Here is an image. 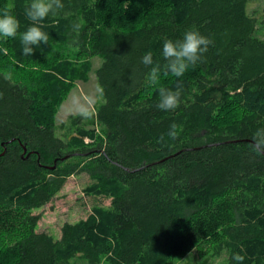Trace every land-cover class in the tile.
Listing matches in <instances>:
<instances>
[{"label":"trees","instance_id":"1","mask_svg":"<svg viewBox=\"0 0 264 264\" xmlns=\"http://www.w3.org/2000/svg\"><path fill=\"white\" fill-rule=\"evenodd\" d=\"M248 1L62 0L40 22L48 44L30 56L19 34L0 39V264H65L78 253L89 264H174L193 249L264 264V155L252 149L264 128V39ZM30 2L0 0L19 32L31 23ZM192 29L212 44L177 89V78L162 74V45ZM147 52L161 66L160 84L180 93L175 110L156 106L141 62ZM94 56L102 58V134L75 116L74 134L59 137L56 112L75 81L87 80ZM80 170L93 181L85 193L110 205L65 222L59 239L37 231L32 210Z\"/></svg>","mask_w":264,"mask_h":264},{"label":"rangeland","instance_id":"2","mask_svg":"<svg viewBox=\"0 0 264 264\" xmlns=\"http://www.w3.org/2000/svg\"><path fill=\"white\" fill-rule=\"evenodd\" d=\"M263 8L264 0H249L246 4L247 13L257 19L255 35L264 39ZM101 62L102 58L99 56L91 58V68L88 71L87 80H76L67 98L59 106L54 119V133L57 136L66 139L74 134L75 124L71 120L77 116L75 113L81 107L91 111L92 116L89 119L80 118V122L78 121L77 124L93 128L96 132L101 133L100 126L95 119L97 107L104 102V97L97 91L100 87L96 78V70ZM68 134L70 135L68 136ZM83 141L89 143L91 139L84 137ZM88 174L87 171L80 170L70 175L60 191L49 202L32 210V214L39 216L36 224L37 231H46L54 239H59L61 227L65 222L73 223L85 219L92 212L94 206L108 207L110 205V197L85 193L84 188L93 182ZM204 259H207L210 264H228L226 250H221L216 255H213L211 251L200 255L195 249L177 257L174 264H197ZM65 264L89 263L78 253L69 258ZM99 264L108 263L102 259Z\"/></svg>","mask_w":264,"mask_h":264},{"label":"clouds","instance_id":"3","mask_svg":"<svg viewBox=\"0 0 264 264\" xmlns=\"http://www.w3.org/2000/svg\"><path fill=\"white\" fill-rule=\"evenodd\" d=\"M63 7L62 0H31L30 4L25 7L24 12L25 18L31 23L23 32H19L20 21L11 10L4 8L0 11V39H15L19 34L22 45L21 54L25 57L30 56L34 52V48L49 42V34L42 30L43 25L40 22L47 18L49 14L55 15ZM210 44H212V40L195 29L186 31L182 39L175 41L165 39L161 50V55L166 62L163 65V76L167 77L171 74L176 77V88L179 89L182 86L179 78L185 75L190 66H194L202 59ZM141 62L145 66H150L147 83L149 86L156 88L159 94L157 108L162 111L175 110L179 104V91L169 90L160 84L161 66L153 64L151 52L145 53L141 58ZM97 91L100 95H103L102 89ZM0 96H2V93H0ZM75 114L82 119H89L92 116V112L84 107L79 108ZM167 136L172 140L177 138V125L175 123L169 126ZM159 139L163 142L164 135L162 134ZM252 149L255 153L264 155V128L257 129L253 134ZM241 252H243V249H241ZM231 259L235 264H242L245 255L236 252L232 254Z\"/></svg>","mask_w":264,"mask_h":264},{"label":"water","instance_id":"4","mask_svg":"<svg viewBox=\"0 0 264 264\" xmlns=\"http://www.w3.org/2000/svg\"><path fill=\"white\" fill-rule=\"evenodd\" d=\"M24 151H25V150H24ZM65 157H67V156H65ZM52 167H54V165H53Z\"/></svg>","mask_w":264,"mask_h":264}]
</instances>
